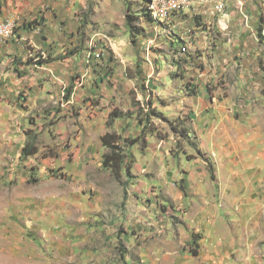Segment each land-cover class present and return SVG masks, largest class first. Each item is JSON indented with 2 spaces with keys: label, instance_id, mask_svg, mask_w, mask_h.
Returning <instances> with one entry per match:
<instances>
[{
  "label": "rangeland",
  "instance_id": "obj_1",
  "mask_svg": "<svg viewBox=\"0 0 264 264\" xmlns=\"http://www.w3.org/2000/svg\"><path fill=\"white\" fill-rule=\"evenodd\" d=\"M87 4L64 26L67 81L45 51H0V264H264V0L168 24L144 0ZM106 134L127 155L116 173ZM196 171L208 200L185 183ZM192 198L196 215L244 202L254 252L207 224L215 252L186 220Z\"/></svg>",
  "mask_w": 264,
  "mask_h": 264
},
{
  "label": "crops",
  "instance_id": "obj_2",
  "mask_svg": "<svg viewBox=\"0 0 264 264\" xmlns=\"http://www.w3.org/2000/svg\"><path fill=\"white\" fill-rule=\"evenodd\" d=\"M88 1L89 0H0V21L9 19L14 20L21 28V31L18 34L19 37L3 44L0 43V51H20L21 56H24L27 53H33L34 47L37 48L36 50L45 51V53H41L44 55V58H46L47 53L52 56L51 58L53 59V62L48 64L51 66L53 65L57 77L67 81V77H70L73 73L72 58L67 57L65 60H56L57 56L62 51L61 47H63L64 26L72 27V23L76 24L74 17L78 10H84V8H87ZM65 16H68L66 21L64 19ZM42 19V25L29 30L27 25L30 22L40 21ZM26 40L30 41L33 45ZM52 45L53 47H51ZM123 62H125V60H123ZM101 79L106 80L105 77ZM237 174L238 173H236V175ZM246 181L247 177L242 175L238 176L236 179V182L242 185ZM185 183L188 187L195 189V198L200 195L203 197L204 191L207 194V197H203L202 200L205 201L210 199L209 190L211 189H209V183H207L204 178L198 177L197 171L187 174ZM228 186L231 187L232 185L228 184ZM193 201H195L194 198L188 203V205H190V212L187 215L189 219H186L190 224L188 225L192 227L196 233H203V237L207 244L211 241L210 244L213 245L214 250L216 249V245H218L217 243L224 238L226 240V245L230 249H233L234 252L241 251L242 254L245 252H254V246L258 244V238H260L258 234L259 222H257L258 219L246 215L244 202H238L231 199L230 202L225 205L226 209L224 210H218L216 205L212 208L211 204L208 203L209 205H207L206 203L200 207L201 209L196 215V211L192 209V206L196 205V202ZM219 212L220 214H218ZM223 217L229 219L227 228L225 227ZM217 223L222 224V226H218V229L220 228L223 233L226 229V233L217 243L212 244L214 238L208 234L207 230L209 228L207 224L217 225ZM242 242L245 243L243 247ZM217 251L218 250L216 249L215 252Z\"/></svg>",
  "mask_w": 264,
  "mask_h": 264
},
{
  "label": "built area",
  "instance_id": "obj_3",
  "mask_svg": "<svg viewBox=\"0 0 264 264\" xmlns=\"http://www.w3.org/2000/svg\"><path fill=\"white\" fill-rule=\"evenodd\" d=\"M229 0H150L148 10L152 19L158 23H170L190 11L213 12L223 11ZM17 22L14 20L0 21V40L9 41L16 38Z\"/></svg>",
  "mask_w": 264,
  "mask_h": 264
},
{
  "label": "trees",
  "instance_id": "obj_4",
  "mask_svg": "<svg viewBox=\"0 0 264 264\" xmlns=\"http://www.w3.org/2000/svg\"><path fill=\"white\" fill-rule=\"evenodd\" d=\"M149 2H150V0H144V3L146 4L147 8H148ZM142 14H143V16H146V17H149L150 19H152L151 15L149 13V10H146V12H143ZM127 17H128V19H127L128 26L131 27L133 19H131V17L129 18L128 15H127ZM39 25L40 24L37 23V21H33V22L29 23L27 26L29 29H32V28H35L36 26H39ZM130 32L132 35H134V31L131 30ZM260 33H261L260 35L263 36L264 26L261 27ZM263 40H264V36H263ZM43 64H44V62H40L41 66ZM111 117L112 118H120L119 115H114V114H111ZM139 123L141 125H143L144 120L140 119ZM118 140H119V138L115 134H106L102 137L103 145L111 150V154L107 155L105 157L104 166L107 168H110L114 173L119 172L122 169L123 165L126 162V158H127L125 150L119 144ZM30 155H31V153H30ZM195 254H196V252H195Z\"/></svg>",
  "mask_w": 264,
  "mask_h": 264
}]
</instances>
